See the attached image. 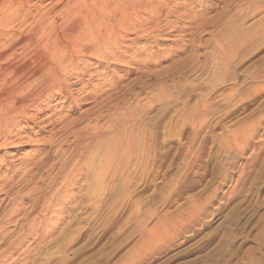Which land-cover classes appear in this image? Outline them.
Returning <instances> with one entry per match:
<instances>
[{
  "label": "rangeland",
  "instance_id": "obj_1",
  "mask_svg": "<svg viewBox=\"0 0 264 264\" xmlns=\"http://www.w3.org/2000/svg\"><path fill=\"white\" fill-rule=\"evenodd\" d=\"M22 1L0 0V18L8 19L0 20V46L14 32L27 40L15 58L10 53L0 60V110L11 109L9 100L38 90L39 73L68 72L71 83L63 80V85L72 94L65 101L54 90L49 100L35 101L28 113L15 117L18 122L14 118L12 129L3 128L0 116L5 133L0 139V264H264V0H155L160 3L151 9L136 2L132 14L116 13L131 20L106 34L110 42L101 41L103 53L109 52L103 55H111L105 62L63 50L61 37L59 46L53 41L67 23L60 18L62 8L52 11L57 0ZM163 3L172 11L162 9ZM43 12L51 14L41 17ZM236 29H244L247 40L232 59L227 42ZM57 46L64 62L60 69L50 56ZM15 72L37 75L25 83L29 88L9 98ZM93 93L101 99L116 94L111 99L132 108L137 99L136 109L142 107L131 129H124L135 136L129 140V159L118 151L116 173L101 191L99 183L75 168L76 179L55 171L45 181L36 171L37 180L25 179L28 163L46 157L64 124L94 104L99 95ZM84 94L94 100L83 101ZM72 101L81 102L76 112ZM124 134L126 142L130 136ZM46 191L47 209L35 208L32 198L43 200ZM14 204L19 215L13 220L7 214Z\"/></svg>",
  "mask_w": 264,
  "mask_h": 264
},
{
  "label": "bare ground",
  "instance_id": "obj_2",
  "mask_svg": "<svg viewBox=\"0 0 264 264\" xmlns=\"http://www.w3.org/2000/svg\"><path fill=\"white\" fill-rule=\"evenodd\" d=\"M19 3L23 4L24 2L22 0H18ZM41 1V0H40ZM121 1H125L126 4L125 5H122ZM163 1V0H162ZM261 1V0H260ZM53 2V1H52ZM136 2H139L140 3V6L142 5V7H147L149 6L150 9L154 7V4L157 6V3L158 1L155 2V0H57V2L55 3V6L53 7L54 10L52 11H56V10H60L61 8L63 9V15H61V20H65L67 23L65 25V27L63 28V30L61 31V34L59 35V33H57V35H54V37L56 36L55 40L53 41H57V39H59V37H61L62 41L66 43V47H62L63 50H66L68 51L67 49H70L72 50L71 52H77L78 54H81L80 56H83V57H87V58H94V57H98L103 59V61L105 62V58L107 59V57L110 55H107V57H105V53H109V52H105L103 53V50H102V44H101V41L107 39L108 41L110 40L109 38L105 37L106 34H114V27L116 26V24L118 25L121 21L123 23H127L129 22L130 20L128 19V16L127 17H124L123 15H119L116 14L117 11L119 10H122V11H127V13H131V8L132 6L131 5H134L136 4ZM168 2V1H167ZM167 2H165L167 4ZM255 2V1H254ZM253 2V3H254ZM28 3V2H27ZM160 3V2H159ZM158 3V4H159ZM243 3V2H242ZM258 3V2H256ZM169 4V3H168ZM246 4V3H245ZM244 4V5H245ZM259 4V3H258ZM4 5V4H3ZM50 5V4H49ZM137 5V4H136ZM251 5L253 6V4L251 3ZM7 6V5H6ZM21 6V5H20ZM155 6V7H156ZM159 6H162V5H159ZM251 6V8H252ZM259 6V5H257ZM264 6V5H262ZM10 7V6H9ZM22 7V6H21ZM239 7V6H238ZM2 8V7H1ZM35 8V7H34ZM157 8V7H156ZM160 8V7H159ZM158 8V9H159ZM162 8V7H161ZM168 9V5H165L163 3V8L162 9ZM172 8V7H171ZM237 8V7H236ZM258 7H256V10ZM43 9V8H42ZM61 9V10H62ZM136 9V8H135ZM148 9V8H147ZM148 9V10H150ZM247 9V8H246ZM254 9V8H252ZM6 10V9H5ZM144 10V9H142ZM146 10V8H145ZM154 10V9H153ZM152 10V11H153ZM169 10V9H168ZM167 10V11H168ZM171 10V9H170ZM169 10V11H170ZM254 10V12L256 11ZM4 11V10H3ZM42 11V10H41ZM136 11V10H135ZM151 11V13H152ZM156 11V9H155ZM155 11L153 12L155 14ZM165 11V10H164ZM172 11V10H171ZM176 11V10H175ZM251 11V10H250ZM264 11V10H263ZM17 12V11H16ZM13 11V13H16ZM144 12V11H142ZM162 12V11H161ZM253 12V10L251 11ZM253 12V13H254ZM19 14V12H17ZM53 13V12H52ZM113 13V14H111ZM140 13V11H139ZM152 13V14H153ZM157 13V12H156ZM159 13V12H158ZM157 13V14H158ZM170 14V12H168ZM3 14V13H2ZM17 14V15H18ZM41 15V17H47L49 16L48 14H51V13H48V12H43V13H39ZM149 14H150V11H149ZM153 14V15H154ZM166 16L168 15L167 13H164ZM252 14V13H251ZM5 16V14H3ZM2 15V16H3ZM15 15V14H13ZM27 15V14H26ZM125 15V14H124ZM136 15V14H134ZM142 15V14H141ZM151 15V14H150ZM163 16L162 14V17H165L166 16ZM3 16V17H4ZM11 16V15H10ZM152 16V15H151ZM150 16V17H151ZM3 17L2 18V22L4 21H7L8 19L6 18V20L3 21ZM40 17V19H41ZM56 17V16H55ZM105 17H108L109 18V23L108 24H104L103 22V19ZM132 17V16H131ZM135 17V16H134ZM161 17V16H160ZM161 17V18H162ZM200 17V16H199ZM0 18V20H1ZM4 18V19H5ZM10 18V17H9ZM60 18H58L60 20ZM107 18V19H108ZM158 18V17H157ZM160 18V20H161ZM226 18V17H225ZM50 19V17H49ZM53 19V17H52ZM136 19V20H135ZM147 19V18H146ZM149 19V18H148ZM151 19V18H150ZM227 19V18H226ZM51 20V19H50ZM54 20V19H53ZM133 20V19H132ZM134 22H137L138 21V17L137 18H134ZM140 20V18H139ZM200 20V19H199ZM243 20V19H242ZM16 21V20H15ZM39 21V20H38ZM49 21V20H48ZM55 21V20H54ZM151 21V20H150ZM147 22V23H151V22ZM158 21V20H157ZM1 22V21H0ZM11 22V21H10ZM8 22L7 24L9 25ZM28 22V21H27ZM47 22V21H46ZM58 20L56 21V23L54 25H52L50 28L52 30H55L56 29V26H57V23ZM133 22V23H134ZM145 22L144 24H146V21H143ZM152 22H155V21H152ZM162 22V21H161ZM5 23V22H4ZM3 23V24H4ZM25 23V22H24ZM61 23V22H60ZM59 23V25H60ZM139 24L141 22H138ZM226 23V22H225ZM47 24V23H46ZM50 24V23H49ZM130 24V23H129ZM142 24V23H141ZM140 24V25H141ZM152 24V23H151ZM155 26H156V22L154 23ZM229 24V23H228ZM7 25V26H8ZM44 25V24H43ZM56 25V26H55ZM58 25V26H59ZM63 25V24H62ZM134 25V24H133ZM153 25V24H152ZM160 25V24H159ZM157 25V26H159ZM5 26V25H4ZM6 26V28H8ZM40 26V25H39ZM46 26V25H45ZM126 26V25H125ZM132 26V24L130 25ZM128 26V27H130ZM139 26V25H137ZM231 26H235L234 24H230L229 27ZM43 27V26H42ZM47 27H49V25H47ZM61 27V26H60ZM59 27V28H60ZM119 27H120V24H119ZM124 27V26H123ZM127 27V28H128ZM134 27V26H133ZM140 27V26H139ZM3 28V27H1ZM40 28V27H38ZM58 28V29H59ZM118 28V27H117ZM126 28V27H125ZM136 28V26H135ZM156 28V27H155ZM5 29V28H4ZM14 29V28H13ZM41 29V28H40ZM45 29V27H44ZM121 29V27L119 28ZM133 29V28H132ZM32 30V29H31ZM43 30V28L41 29ZM130 30V29H128ZM151 30V29H150ZM159 30V29H158ZM244 30V29H243ZM239 31L238 29H236L235 31V34L234 35V39L231 40V42H227L228 45H227V48L229 49V53H230V57L232 56V59H235V55L236 53L239 51V48L243 46V44H245V40H247L245 38L244 35H246V32L245 31ZM47 31V30H46ZM121 31V30H120ZM232 31V30H231ZM7 32V31H5ZM12 32V31H11ZM34 32V31H33ZM41 32V31H39ZM38 32V33H39ZM57 32V30H56ZM56 32H54V34H56ZM9 33V32H7ZM6 33V37L8 35H10L11 37H9V40H5L4 43H2V47H1V50H0V60L3 59L4 57H10L8 56L10 53H11V57L15 58V51L18 50V49H25L24 47V43H26L27 40H25V38L23 39V37H21L20 35H18V33L16 34V32H14L12 35L11 34H8L7 35ZM233 33V32H232ZM23 34V33H22ZM45 34V33H43ZM46 34H48L46 32ZM45 34V35H46ZM117 34V33H116ZM17 35V36H16ZM32 35V34H31ZM34 35V34H33ZM42 35V34H41ZM53 35V34H52ZM51 35V36H52ZM123 35V34H122ZM139 35V34H138ZM112 36V35H111ZM27 37V36H26ZM43 37V36H42ZM41 37V38H42ZM117 36L113 37V38H116ZM123 37V36H121ZM253 37V36H252ZM30 40V37H28ZM40 37L38 36L37 39H39ZM40 38V39H41ZM45 38V37H44ZM111 39V41H113L114 45H118V42H117V39ZM120 38V37H119ZM124 38V37H123ZM122 38V39H123ZM122 39H120L122 41ZM126 39V38H125ZM43 40V39H42ZM50 40V39H49ZM31 41V40H30ZM41 41V40H39ZM251 41V40H250ZM36 42V41H35ZM38 42V40H37ZM43 42V41H41ZM52 42V41H51ZM50 42V44H52ZM58 42V41H57ZM110 42V41H109ZM103 43V42H102ZM108 43V42H107ZM113 43H110L111 45ZM34 45V44H33ZM41 45V44H40ZM43 45V44H42ZM41 45V46H42ZM45 45V44H44ZM59 42H58V46H59ZM104 46L106 45L105 42L103 44ZM225 45V44H224ZM29 46V45H28ZM32 46V45H31ZM30 46V47H31ZM56 47V49L53 48V50L50 49V56L52 58L55 57V60L57 62L56 66L58 67V69L61 68V66H58V65H63V58H58V54H57V49H59L61 51V48L59 47ZM114 46V48H115ZM27 47V46H26ZM40 47V46H39ZM50 47V45H49ZM109 47V46H107ZM118 47V46H117ZM116 47V48H117ZM47 48V47H46ZM244 48V47H243ZM45 49V48H44ZM105 49V48H104ZM110 49V48H109ZM108 49V50H109ZM228 49H227V52H228ZM242 49V48H241ZM21 50V51H22ZM106 50V49H105ZM111 51V50H109ZM47 52V51H45ZM75 52V53H76ZM113 52V51H112ZM62 53V51H61ZM114 53V52H113ZM116 53V52H115ZM8 54V55H7ZM49 54V53H48ZM46 54V55H48ZM114 55V54H113ZM117 55V53H116ZM115 55V57H116ZM56 56H57V59H56ZM111 56V55H110ZM118 56V55H117ZM6 57V58H7ZM49 57V56H47ZM50 57V59H51ZM69 57V56H68ZM113 57V56H112ZM122 57V56H121ZM234 57V58H233ZM81 58V57H80ZM118 58V57H116ZM82 59V58H81ZM97 59V58H95ZM121 60V58H119ZM119 59L117 61H119ZM230 59V58H229ZM70 60V59H69ZM71 60H73L71 58ZM77 60V59H76ZM108 60V59H107ZM111 60V59H110ZM109 60V61H110ZM115 60V59H114ZM54 61V60H53ZM78 61H80L78 59ZM77 61V62H78ZM116 61V63H117ZM145 61V60H144ZM63 62V63H62ZM74 62V61H73ZM115 62V61H114ZM120 62V61H119ZM122 62V61H121ZM124 62V61H123ZM67 63V62H66ZM101 63V62H100ZM74 64V63H73ZM55 65V64H54ZM71 65V64H70ZM50 66V65H48ZM75 66V65H74ZM60 67V68H59ZM64 67V66H63ZM52 68V67H51ZM70 68V67H69ZM50 69V68H49ZM61 71H65V68H63ZM71 72V71H70ZM10 74V73H9ZM11 75H13L15 77V80L12 82V84L8 87L9 89L8 90V95L7 97H11V95H14L16 90H21L23 91L24 89H26L28 87V84H25L27 81H29L30 79H32L35 75H37V73H11ZM71 75V74H70ZM77 75V74H76ZM83 75V74H82ZM81 76V75H80ZM69 77V73H52L50 71V73H39L38 74V78L36 80V82L38 81V85H40L41 87L38 88V90L36 91H33V92H29V93H26V95L22 96V97H18V98H14L13 101L9 100V102H6V103H9L10 104V107L11 109H6L5 111L3 110H0V116L4 119L3 123H2V126L3 128H11L14 124H17L16 122L17 119L15 118L18 114L22 115V114H26L28 113V108L30 106H32V104L35 102V101H41L45 98H49L50 95H52V92L55 90H57L61 96L62 94L64 95L63 99L66 101L67 98L68 100L69 97L68 95L72 94V93H69V88L70 87L69 85L67 86L68 89H66V86L63 85V80H66V82H70L68 80ZM75 79V78H74ZM79 79V78H77ZM68 80V81H67ZM83 80V79H82ZM90 80V79H89ZM88 80V81H89ZM31 81V80H30ZM29 81V83L31 84V82ZM33 81V80H32ZM35 81V80H34ZM79 83H80V80H78ZM76 81V82H78ZM84 81V80H83ZM75 82V83H76ZM90 82V81H89ZM35 83V82H34ZM71 83V82H70ZM73 83V82H72ZM74 83V84H75ZM83 83V82H82ZM10 84V83H9ZM23 84H25L26 86H23ZM69 84V83H68ZM71 85V84H70ZM110 85V84H109ZM108 86V85H107ZM85 87V86H84ZM83 87V88H84ZM109 88H111L110 86H108ZM29 88V87H28ZM72 88V87H71ZM86 88V87H85ZM97 88V87H96ZM101 88V87H100ZM98 89V88H97ZM123 89V88H122ZM28 90V89H27ZM98 90H101V89H98ZM106 90H108L106 88ZM110 90V89H109ZM113 90V88H112ZM111 90V91H112ZM121 90V89H120ZM80 91V90H79ZM78 91V92H79ZM102 91H103V87H102ZM105 91V90H104ZM119 91V90H117ZM20 92V91H19ZM71 92V90H70ZM83 92V91H82ZM88 92V91H87ZM100 91H98L99 93ZM113 92V91H112ZM125 92V91H124ZM161 92V91H160ZM163 92H165L163 90ZM161 93L164 95L165 97V94L164 93ZM77 93V92H76ZM81 93V92H80ZM84 93H86V91H84ZM95 93V92H94ZM93 93V94H94ZM97 93V94H98ZM102 93V92H101ZM114 93V92H113ZM120 93V92H119ZM118 93V94H119ZM169 93V92H168ZM88 94V93H87ZM87 94H84L83 96H87ZM96 94V95H97ZM103 94V93H102ZM96 96L95 100L93 99V95L92 97H89V96H85L86 98L83 99V101H86L91 98L94 100V104H90V108H88L87 110H84L82 111L81 113H79V116L77 117V119H73L74 121H70V122H65L66 124H64L63 126V134L61 135V137L59 138H56L52 143H51V148L50 150H48L46 153V157H42V158H38V162L37 163H32L31 161L28 163L30 165L29 169L27 171L24 172V178L25 179H28L29 181H33V180H38L40 178H44L43 181H45L47 178L51 179V175L53 173V171L56 172V174H60V176H71V178H75L77 177V174H75L74 172H72L71 169L75 168V169H79L80 173L81 172H84L85 176L87 177V180L89 179H92L91 182L93 181V183H99L100 184V191L102 190L101 188L103 187V185H105L104 183H107V180L108 178L110 177L111 174H115L116 173V169L117 166L114 165V162H113V158H115L116 156H119L120 155H117L121 152H118L119 150L122 151L124 150V153L123 154L124 156H127L125 159H127L131 154L129 152V156H128V151L130 150V146L132 145L133 142H130L133 138L135 137L134 136V133H133V137H131L132 135H126V132H124V129L125 131H127V129H131V128H128V125L132 123L133 125V122L135 121V119H137V117L139 116V113H142L141 110L142 107L137 108V105L139 104L137 99H136V108L134 106V108L130 107L127 105L126 103V107H125V103L123 105H120L119 104V96L117 97L118 99H111L113 98L115 95L113 94H106L108 95V97L104 98V99H101L100 96ZM167 94V93H166ZM58 95V94H57ZM59 95V97H60ZM105 94H103L104 96ZM162 95V97H163ZM79 96V95H78ZM125 95L123 94V97ZM168 96V94H167ZM56 97V96H55ZM58 97V98H59ZM71 97V96H70ZM122 97V98H123ZM127 97V96H126ZM47 98V99H48ZM52 98V97H50ZM57 98V99H58ZM62 98V97H61ZM77 98V97H76ZM81 98V97H80ZM133 98V97H132ZM138 98V97H137ZM180 98V97H179ZM45 99V100H47ZM54 99V97H53ZM52 99V100H53ZM61 99V100H63ZM72 99V98H71ZM90 99V100H91ZM124 99V98H123ZM122 99V100H123ZM140 99V98H139ZM49 100V99H48ZM59 100V99H58ZM75 100V98H74ZM79 100V98H78ZM92 100V101H93ZM127 100V99H126ZM125 100V101H126ZM131 100V99H129ZM142 100V99H141ZM6 101V99H5ZM43 101H41V103H43ZM87 101V102H88ZM156 101V100H155ZM3 102V101H2ZM50 102V101H49ZM70 102V101H69ZM68 102V103H69ZM124 102V101H123ZM1 103V102H0ZM4 103V102H3ZM5 103V104H6ZM63 103V102H62ZM81 103V102H79ZM78 102H71V105H72V112H76V108H78L80 106ZM86 103V102H85ZM90 103V102H89ZM154 103V102H153ZM48 104V102H47ZM70 104V103H69ZM149 105H152L150 104V102L148 103ZM15 105V107H14ZM56 105V104H55ZM142 105H145V104H142ZM141 105V106H142ZM34 106V105H33ZM88 106V107H89ZM139 106V105H138ZM2 106L0 105V108ZM36 107V106H35ZM76 107V108H75ZM146 107V106H145ZM150 107V106H149ZM31 108V107H30ZM82 108V107H81ZM145 109V108H144ZM148 111V109H147ZM145 112V111H144ZM143 114V113H142ZM14 118L16 119V122L14 120ZM49 119V118H48ZM47 119V120H48ZM63 119V117H62ZM61 120V119H60ZM66 120V119H65ZM64 120V121H65ZM52 121V120H51ZM59 122V120H57ZM57 121L55 122V125L57 123ZM63 121V120H61ZM60 121V122H61ZM67 121V120H66ZM48 123V122H47ZM51 123V122H50ZM54 124V122H53ZM63 124V123H62ZM85 124V130L83 128V131L80 130V126ZM136 124V123H135ZM50 125V124H49ZM54 125V126H55ZM61 125V124H59ZM80 128V129H79ZM135 128V127H134ZM12 129V128H11ZM9 131V130H8ZM3 130H0V139L1 137H3V134L2 133ZM129 132V131H128ZM127 132V133H128ZM125 133V134H124ZM126 135V136H130V138L127 139L126 142H123L125 141L124 139L126 138H121L122 135ZM132 134V133H131ZM72 138V141L69 140L70 144L68 145L66 151L64 149L63 152H60L61 151V145L62 144H65L66 140L67 139H70ZM50 139V138H49ZM52 140V139H51ZM130 140V141H129ZM136 140V139H135ZM49 142V141H48ZM128 142V143H127ZM135 142V141H134ZM125 143V144H124ZM127 143V144H126ZM48 148V149H49ZM134 148V147H133ZM82 152V153H81ZM133 152V151H132ZM59 153V154H58ZM81 153V155H80ZM58 155V156H57ZM58 157V158H57ZM116 159V158H115ZM129 159V158H128ZM117 160V159H116ZM117 161H115L116 163ZM31 163V164H30ZM26 164V163H25ZM25 168V167H24ZM31 168V169H30ZM115 169V170H114ZM37 172V178L33 175L34 172ZM19 174V173H18ZM22 174V173H21ZM59 176V175H58ZM21 179V178H20ZM65 179V178H64ZM57 181V180H56ZM25 182V181H23ZM47 182V181H46ZM63 182V181H62ZM29 183V182H28ZM27 183V184H28ZM57 183V182H56ZM55 183V184H56ZM60 183V182H58ZM92 183V184H93ZM30 184V183H29ZM34 184V183H33ZM54 184V183H53ZM42 187L44 188L45 184H43L42 182ZM97 185V184H96ZM52 186V185H51ZM67 186V185H66ZM55 187V186H54ZM47 188V186L45 187ZM44 188V189H45ZM49 188V187H48ZM55 189V188H54ZM57 189V187H56ZM95 189V188H93ZM98 189V188H97ZM49 190V189H48ZM64 190V189H63ZM96 190V189H95ZM54 191V190H53ZM59 191V190H58ZM64 192V191H63ZM96 192V191H95ZM48 193L46 191V194L43 196L44 199L42 200V198L38 195H34V197L32 198V205L36 208V207H39V208H45L47 209L48 205L47 203L45 202V196H47L48 198ZM62 193V192H61ZM67 193V191H66ZM64 193V195L66 194ZM98 193V191L96 192V194ZM57 194V193H56ZM60 194V193H58ZM63 194V193H62ZM68 194V193H67ZM63 196V195H62ZM66 196V195H65ZM99 196V195H98ZM24 197V196H23ZM60 196H58L59 198ZM64 197V196H63ZM61 197V198H63ZM6 200V199H5ZM54 200H55V197H54ZM16 201V199H15ZM48 202V201H47ZM12 203V202H11ZM46 203V204H45ZM16 204V203H15ZM15 204L10 208L9 210V214H7L9 217H12L10 219H13L15 217L16 214L19 215V209L15 208ZM51 207V206H50ZM33 210V209H32ZM35 210V209H34ZM37 210V209H36ZM38 211V210H37ZM4 213V212H3ZM6 213V212H5ZM0 214H1V210H0ZM5 215V214H4ZM11 215V216H10ZM17 215V216H18ZM17 216L15 217V219L17 218ZM22 218V217H21ZM2 219V218H0ZM5 220V217L4 219ZM14 220V219H13ZM18 220V219H17ZM16 220V223L18 222ZM23 220V219H22ZM5 221H8L7 218ZM2 224V223H1ZM17 225V224H16ZM25 234V233H24ZM1 236V235H0ZM19 242V241H18ZM2 243V242H1ZM22 244V242H20ZM15 244V243H14ZM13 244V245H14ZM264 254V253H263ZM262 255V253H261ZM264 258V257H263ZM254 259V257H253ZM252 259V260H253ZM256 259V258H255ZM255 261V260H254ZM253 261V263H254ZM260 261V260H259ZM262 261V259H261ZM250 263V262H248ZM257 263V262H256ZM247 264V263H246ZM255 264V263H254ZM258 264V263H257ZM261 264V263H260ZM263 264V263H262Z\"/></svg>",
  "mask_w": 264,
  "mask_h": 264
}]
</instances>
